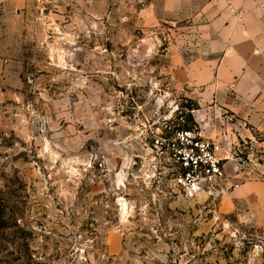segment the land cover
I'll return each mask as SVG.
<instances>
[{"label": "rangeland", "instance_id": "1", "mask_svg": "<svg viewBox=\"0 0 264 264\" xmlns=\"http://www.w3.org/2000/svg\"><path fill=\"white\" fill-rule=\"evenodd\" d=\"M199 1L0 3V264H264V201L234 192L264 184L257 97L239 104L248 120H214L227 135L213 140L228 174L216 194L129 168L155 109L199 125L202 56L219 51L205 43L224 39Z\"/></svg>", "mask_w": 264, "mask_h": 264}, {"label": "crops", "instance_id": "2", "mask_svg": "<svg viewBox=\"0 0 264 264\" xmlns=\"http://www.w3.org/2000/svg\"><path fill=\"white\" fill-rule=\"evenodd\" d=\"M183 1L172 0L180 8L184 6ZM200 1L206 14L221 18L220 31L224 33V39L217 43H205L206 47L213 45L219 51L214 55L206 53L208 56H202L203 62L213 64V69L211 77L204 76L203 108L194 111L192 116L199 123L204 137L220 143L218 140L227 135L213 129L214 120L218 124L228 117L227 113L238 114L240 110L244 113L241 118L248 120L251 106L242 108L239 104H251L254 97H257L259 108L264 111V0ZM187 81L198 84L191 78ZM244 134L250 136L249 131ZM218 153L226 158L223 152L218 150ZM234 192L241 201L254 198L264 201V184L259 182L242 183Z\"/></svg>", "mask_w": 264, "mask_h": 264}, {"label": "built area", "instance_id": "3", "mask_svg": "<svg viewBox=\"0 0 264 264\" xmlns=\"http://www.w3.org/2000/svg\"><path fill=\"white\" fill-rule=\"evenodd\" d=\"M139 124L136 138L142 152L132 156L129 168H144L148 178L164 179L186 197L211 196L225 184V159L199 125L187 120L186 112L176 108L161 114L155 109Z\"/></svg>", "mask_w": 264, "mask_h": 264}]
</instances>
